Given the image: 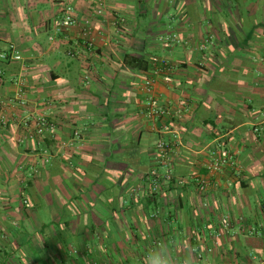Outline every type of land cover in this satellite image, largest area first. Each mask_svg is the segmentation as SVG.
Wrapping results in <instances>:
<instances>
[{"label":"crops","instance_id":"0c3cea01","mask_svg":"<svg viewBox=\"0 0 264 264\" xmlns=\"http://www.w3.org/2000/svg\"><path fill=\"white\" fill-rule=\"evenodd\" d=\"M67 6L76 24L57 34ZM172 35L180 43L163 47ZM10 45L21 60L0 62V97L24 76L27 104L0 127V264H143L149 244L177 235L176 251L191 244L200 264H264V0H0V48ZM154 59L169 63L156 76L157 105L183 112L171 121L145 116ZM39 115L56 123L53 134L30 136L24 124ZM152 134L171 146L164 161ZM219 146L236 167L213 178L205 164ZM136 153L156 157L139 167ZM127 169L144 171L122 185L137 193L130 217L142 243L112 210ZM149 171L173 178L157 188L156 220L144 213ZM224 217L231 228L217 237Z\"/></svg>","mask_w":264,"mask_h":264},{"label":"built area","instance_id":"2783aa9c","mask_svg":"<svg viewBox=\"0 0 264 264\" xmlns=\"http://www.w3.org/2000/svg\"><path fill=\"white\" fill-rule=\"evenodd\" d=\"M103 4H99V8L96 11L97 15H102L103 12ZM76 24V20L74 18V10L71 6H67L64 11L63 15L60 19L55 21L54 23V31L55 33L59 34ZM115 25V23H114ZM160 41L163 47H169L173 43H180V40L176 35L169 36L168 38L161 37ZM210 43V40L207 39L203 42L200 46V50H204L207 44ZM21 56L15 46L10 45L6 49L0 48V62H9V61H20ZM154 65H158L159 68L155 69L153 73L148 74L142 82L141 91L143 93L144 99L142 101L143 105L145 106V116L151 120L157 119H166L168 121L173 120L176 117L182 116L181 110H172L168 107L158 106L156 100L154 99V85L156 81V76L159 74V70L166 69L169 66V63L166 59H154ZM26 81L24 76H18L16 79L12 81L13 87V95L8 96L7 98L0 97V127L1 128H8L11 124L10 115L13 110L16 109H24L26 108L27 99H26ZM56 123L53 120H50L45 115L37 116L30 125L25 123L24 127H29V134L31 137H42L44 134H53L56 130ZM164 130L168 129L167 124L163 126ZM257 129L255 130V132ZM176 138L177 136L174 135ZM156 148L159 153L158 159L165 160L168 157L169 150L171 148L170 144L163 139H160L156 143ZM236 167V161L234 159L233 154L226 148L219 146L217 149L213 150L205 164V169L209 176L213 178H217L221 175L224 170L227 168ZM172 175L170 172H167L165 175V183L172 181ZM197 187L202 194H205L209 188V184L206 181H198ZM206 206V204L204 205ZM231 228V222L229 218L224 217L221 220V228L217 232L216 236L221 237L225 230ZM256 234L258 232L255 231Z\"/></svg>","mask_w":264,"mask_h":264},{"label":"trees","instance_id":"16d2710c","mask_svg":"<svg viewBox=\"0 0 264 264\" xmlns=\"http://www.w3.org/2000/svg\"><path fill=\"white\" fill-rule=\"evenodd\" d=\"M127 63L129 65L133 66V68H135L137 71L138 70L144 71V72L148 71L149 62L147 60L138 59L135 57H130L129 62H127ZM158 139H159L158 134L150 135V139H149V144L151 145L153 151L156 150L157 155H159V153L157 151L156 144H153V143L158 141ZM139 145H140V140L137 142V144L135 146L138 147ZM47 146H49V143ZM156 153H155V155H152V156H141V155H138L136 153L134 155V158H133V159H135V165L142 167L146 164H150L149 159L156 157ZM131 158H132V156L130 155V159ZM139 169L138 170L127 169V170H121L119 172L120 183H121V186L119 187V189H120V195L119 196L120 197H119L118 204L114 203V207L112 208V210L115 213L118 211V213L124 212L126 214V217L123 220L125 221L128 229L133 234L132 237H130V239H132L133 241L135 240L138 243H142L143 238H142V236H140L138 234L137 229H135V223L131 220V217H130V213L132 214V210L138 204L135 202L136 199L133 197V195L135 193L134 188H129L130 190L125 189V191H123V189H122L123 183H125L129 179V177L132 176L133 173L136 174V177H138L139 174L141 175V173L144 172L143 170H139ZM143 179L145 180V182H147V185H148L146 190L143 187V193H145L147 195L146 212H144L148 218L146 220H156L157 219L156 217H158L160 215L159 212H160V206H161L159 203L161 196H160V192L157 191V188H160L159 186H161L163 183H165V175L164 176L161 175L159 173V171H149L148 173H146L144 175ZM113 187H114V184L113 185H110V184L106 185L105 184L103 186L102 192H104L105 194H107V193L109 194L110 192H112L111 190L113 189ZM144 190H145V192H144ZM135 194H137V193H135ZM105 207H108V204L106 202H105ZM137 222H138V219H137ZM89 223H90V221H89ZM110 223H111L110 219L102 220L103 226L110 225ZM60 225L67 226L68 223L65 221H62ZM59 226H56V228H59ZM95 226H96V223H94V221L92 220V222L89 225L88 224L85 225V228L90 229V234L93 235L92 232L93 231L95 232V230H96ZM46 229H47V227H45V231H46ZM79 235H77V236H79ZM61 240L63 243H67V242L72 243L73 237L72 236H70V237L64 236V238H63V236H61ZM93 240H94V238H93ZM90 241L91 240L86 239V243H88ZM149 246H150V244L146 247L145 253H146ZM143 257H144V255L141 256V260H143ZM76 259H78V258H76ZM62 264H65V263H62Z\"/></svg>","mask_w":264,"mask_h":264},{"label":"clouds","instance_id":"9594fccd","mask_svg":"<svg viewBox=\"0 0 264 264\" xmlns=\"http://www.w3.org/2000/svg\"><path fill=\"white\" fill-rule=\"evenodd\" d=\"M177 241L182 245L183 241L179 235L171 240L153 241L143 257V264H200L198 250L189 244L187 248H182L180 252H177Z\"/></svg>","mask_w":264,"mask_h":264},{"label":"rangeland","instance_id":"374dc122","mask_svg":"<svg viewBox=\"0 0 264 264\" xmlns=\"http://www.w3.org/2000/svg\"><path fill=\"white\" fill-rule=\"evenodd\" d=\"M188 11H190V10H188ZM173 14H176L174 9H172L171 12H170V15H173Z\"/></svg>","mask_w":264,"mask_h":264}]
</instances>
